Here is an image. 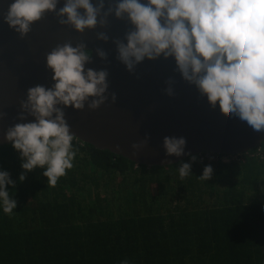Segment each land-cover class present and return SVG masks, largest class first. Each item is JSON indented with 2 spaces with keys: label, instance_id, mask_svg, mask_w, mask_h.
<instances>
[{
  "label": "trees",
  "instance_id": "trees-1",
  "mask_svg": "<svg viewBox=\"0 0 264 264\" xmlns=\"http://www.w3.org/2000/svg\"><path fill=\"white\" fill-rule=\"evenodd\" d=\"M72 143L74 166L55 186L40 167L20 181L19 152L0 145L17 202L10 215L0 205V264H264V159L253 150L146 166Z\"/></svg>",
  "mask_w": 264,
  "mask_h": 264
},
{
  "label": "clouds",
  "instance_id": "clouds-1",
  "mask_svg": "<svg viewBox=\"0 0 264 264\" xmlns=\"http://www.w3.org/2000/svg\"><path fill=\"white\" fill-rule=\"evenodd\" d=\"M12 0L7 9H0V18L24 38L33 23L53 13L57 23L83 34L86 29H107L114 16L130 25L123 37H114L116 60L129 73L146 59L161 57L175 62L174 72L188 85L194 86L200 98H206L211 109L237 117L255 132H264V0ZM107 5V6H106ZM96 38L108 42L106 31L96 32ZM101 60L108 61V52L95 48ZM93 49L83 39L56 44L46 53V67L51 70V86L36 84L27 89L20 100L17 122L4 131V138L19 152V176L36 167L43 169L47 186L73 168L78 149L73 146L74 133L65 119L64 109H98L109 101L116 103V92H109L107 68L87 67L92 63ZM137 78H139L137 76ZM165 95H176L177 80L169 76L164 81ZM7 114L0 112V119ZM33 117V120H28ZM78 140V139H77ZM149 136L131 147L134 155L145 147ZM81 142V141H80ZM166 155L197 157L185 152L186 138L165 136ZM251 154L264 159V145L254 147ZM247 152V151H246ZM241 154V153H240ZM222 155L221 161L228 162ZM213 169L205 166L200 179L209 180ZM181 178L191 173V163L181 161ZM12 185L13 191L7 188ZM15 181L7 171H0V205L12 214L17 202L12 198ZM121 264H128L122 261Z\"/></svg>",
  "mask_w": 264,
  "mask_h": 264
},
{
  "label": "water",
  "instance_id": "water-1",
  "mask_svg": "<svg viewBox=\"0 0 264 264\" xmlns=\"http://www.w3.org/2000/svg\"><path fill=\"white\" fill-rule=\"evenodd\" d=\"M12 0H0V9L6 10ZM95 2V0H93ZM63 5L61 0L58 7ZM107 6V5H106ZM107 29H86L83 34L67 25H60L53 13L32 25V31L24 38L0 18V112L7 115L0 119V145L11 142L4 138V131L17 123L20 100L26 98L27 89L36 84L51 86L52 72L46 67V53L58 43L71 41L73 46L83 39L93 49L92 63L87 67L107 68L109 92H116L117 101H109L98 109L83 110L67 107L65 119L70 131L81 142L96 148L119 154L135 164L165 166L176 163L188 155H166L165 136L185 137V152L192 155L240 154L264 142V132H255L237 117H228L200 98L194 86L184 82L173 71L175 62L163 57L145 60L137 65L136 73H129L116 60L114 37H123L130 27L123 20L109 17ZM106 31L108 42L96 38V32ZM101 47L108 52V61L95 54ZM137 76L139 78H137ZM174 76L176 95L169 97L162 91L164 81ZM28 117V120H33ZM149 136L145 147L134 155L131 145Z\"/></svg>",
  "mask_w": 264,
  "mask_h": 264
}]
</instances>
